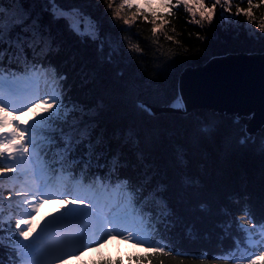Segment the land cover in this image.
Instances as JSON below:
<instances>
[{
  "label": "trees",
  "instance_id": "16d2710c",
  "mask_svg": "<svg viewBox=\"0 0 264 264\" xmlns=\"http://www.w3.org/2000/svg\"><path fill=\"white\" fill-rule=\"evenodd\" d=\"M55 2L88 16L96 35L77 32L63 16L55 19L49 0H23L48 37L44 54L37 57L43 61L38 73L28 71L20 59L17 75L29 89L20 95L23 102L38 98L34 94L41 77L49 94H57L53 69L65 77L62 102L33 121L29 131L55 118L64 104L75 105L83 110L80 126L89 128L85 143L93 145V159L99 155L100 162L111 168L116 158L122 179L150 180L149 187L156 193L151 205L157 209L155 230L142 228L137 239L171 253H157L151 264H244L242 258L254 254L255 241L264 238L256 228L250 243L247 229H241L250 223L249 215L257 225L264 223V127L250 135L246 117L209 109L182 111L170 105L180 99L178 78L184 68L203 65L216 56L264 53V32L234 14L237 4L246 7V0H232V14L218 6L212 22L201 26L185 23L184 9H177L171 25L158 37L149 24L125 26L122 20L114 21L103 0ZM0 4L12 6L9 0ZM256 14L259 22L264 8ZM169 35L172 41L166 39ZM81 151H86L84 144ZM12 163L0 159V168ZM15 166L20 170L0 173V264H13V241L5 230L14 229L15 220L29 211L16 194L34 193L31 188L37 191L39 183L40 161L35 157L18 158ZM51 183L59 188L65 181L53 177ZM46 216H41L40 224ZM114 239L83 251L82 263L137 264L130 257L152 255L150 248L134 243L132 250L114 247ZM75 258L70 255L67 264H75Z\"/></svg>",
  "mask_w": 264,
  "mask_h": 264
},
{
  "label": "snow or ice",
  "instance_id": "6c2138e0",
  "mask_svg": "<svg viewBox=\"0 0 264 264\" xmlns=\"http://www.w3.org/2000/svg\"><path fill=\"white\" fill-rule=\"evenodd\" d=\"M9 3L11 7L0 4V95L7 92L10 97H18L29 93L17 75L21 71L20 59L23 57L28 71L38 73L43 61L37 57L44 54L48 37L40 30L31 11L24 7L23 0H9ZM103 3L114 21L122 20L125 26L136 22L149 24L152 34L157 37L162 29L171 25V18L180 8L188 17L185 23L197 26L204 22L210 24L218 6L233 13L232 0H160L159 8L155 7V0H103ZM49 5L51 15L55 19L62 18L53 9L65 10L55 0H49ZM261 8H264V0H246V7L237 4L234 14L245 17L248 23H254L259 31L264 32V14L257 22L256 13ZM166 39L172 41L174 38L169 35ZM53 74L59 86L56 95L36 94L38 98L20 110H13L0 102V159L13 162L9 167L0 168V173L19 171L15 166L18 158L31 160L35 157L40 161L37 191L16 194L23 197L28 213L15 220L14 229L5 230L13 241L10 244L13 264H48L49 261L67 264L70 255L79 258L83 251L111 238L134 243L141 249L150 248L151 256L130 257V260L136 259L137 264L142 260L151 264L157 253L170 255L163 247H153L146 240L137 239L142 228L155 230L153 218L157 216V209L151 205L156 193L149 187L150 180L133 182L128 177L122 179L118 175L120 169L116 167V158L111 161V168L107 162H100L99 155L93 159V145L85 143L89 128L80 126L82 109L64 104L63 111L55 118L29 131L33 121L51 113L63 100L62 81L65 77L56 74L55 69ZM57 96L60 101L55 99ZM74 112H80L81 116H74ZM26 113H32V116L21 119ZM82 144L86 151H81ZM53 177L65 181L62 190L51 183ZM12 199L14 197L10 195L8 200ZM50 201H58L60 207L44 217L41 224L33 225L36 214ZM65 210H70L67 215H63ZM248 220L250 223L241 229H247L244 232L252 243L256 228L264 237V223L257 225L250 215ZM255 245L254 254L242 258L244 264H264V238L255 241ZM113 264H119V261Z\"/></svg>",
  "mask_w": 264,
  "mask_h": 264
},
{
  "label": "water",
  "instance_id": "95a60500",
  "mask_svg": "<svg viewBox=\"0 0 264 264\" xmlns=\"http://www.w3.org/2000/svg\"><path fill=\"white\" fill-rule=\"evenodd\" d=\"M182 111L209 109L246 117V132L264 127V53H236L184 68L178 78Z\"/></svg>",
  "mask_w": 264,
  "mask_h": 264
},
{
  "label": "rangeland",
  "instance_id": "374dc122",
  "mask_svg": "<svg viewBox=\"0 0 264 264\" xmlns=\"http://www.w3.org/2000/svg\"><path fill=\"white\" fill-rule=\"evenodd\" d=\"M159 4H160V0H155V7L159 8ZM61 9L65 11H61L60 9H53V11L56 12V15L65 17L67 21L69 22V24L71 25V27H73L77 32L81 34H87L90 36L96 35L95 26L90 21L88 16L77 12V10L73 8L72 9L61 8ZM35 91H36L34 94L35 97H37L36 94H41L43 92L49 93L48 83L45 82V80L42 79V77L39 79V82L37 83L35 87ZM23 99H24L23 96L10 97L6 95V93L0 95V102L7 104L13 110H20L27 106V104L23 102L24 101ZM170 108L181 109L182 108L181 100L176 99L173 103H171ZM27 116L31 117L32 113H26L24 116L21 117V119H26V118L28 119ZM59 188H61L62 190V186ZM31 191L35 193L36 187L33 186L31 188ZM59 207H60V203L58 201H51L50 203L44 204L41 207L40 211L34 217L33 225L40 224L39 219L41 218V216H43V214L49 215L50 213H55ZM69 211L70 210H65L63 215H67ZM112 244L114 245V247L120 248L122 250H132L131 249L132 243L130 242H122V241H119L118 239H114L112 241ZM73 261L75 264H83L81 257L75 258Z\"/></svg>",
  "mask_w": 264,
  "mask_h": 264
}]
</instances>
